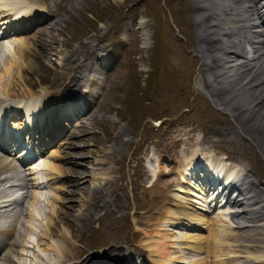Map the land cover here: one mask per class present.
Returning <instances> with one entry per match:
<instances>
[{
	"label": "rangeland",
	"instance_id": "obj_1",
	"mask_svg": "<svg viewBox=\"0 0 264 264\" xmlns=\"http://www.w3.org/2000/svg\"><path fill=\"white\" fill-rule=\"evenodd\" d=\"M38 2L46 5L47 14L32 27L28 24L31 28L25 31V34L35 35L34 51L40 52L42 58L39 60L40 64H36L27 74L29 80L35 83V89L43 86L51 92L58 91L60 104H65L72 98V101L80 105L78 107L85 109L84 113L72 121L59 138L48 146V154L53 152L61 157L71 158L58 161L59 164L76 170L75 173H68L62 177L65 186L68 185L66 182L69 176L76 174L80 178L79 182L88 187L86 191L77 189L74 193L71 190L75 188L65 187L69 190L63 205V210L67 214L62 215L64 222L75 230L71 242L81 259L89 254L98 255L109 248L121 251L127 257L135 256L134 262L143 259L144 264H154L151 262L150 252L142 245L143 239L148 238L146 232L153 227L157 219H160V214L156 216L151 214L152 200L158 194L159 185L163 183L162 187L167 183L171 196L169 202H175L174 193L180 188L179 178L174 179L172 176V179L169 173L172 175L177 169V160L182 152L189 154L190 151L197 149L199 152L202 149L210 150L242 168V178L249 171L251 176L249 179L257 181L259 187L264 190V144L263 136L260 134L262 129L260 131L257 129L260 121L254 119L249 122V116L241 110L237 101L233 104L217 102V97L223 99L222 90L227 85L222 84L225 75H218L217 70L222 68L221 65H217L218 58L211 57L214 52L212 44L217 41L212 40L207 29L210 20L201 21L198 17L203 7L200 0H38ZM196 5L200 7L197 9ZM239 5L243 6L241 3ZM238 12L241 13V10L238 9ZM243 14V22H254L253 19L251 21L245 17L250 13ZM217 16L219 15L214 14L212 18ZM227 18L225 14L224 20ZM27 22L26 20L25 23ZM231 26L235 29L232 27L228 37L233 41V50L251 56L252 47L244 41L243 35L244 39L241 37L236 24ZM42 28V33L34 34ZM198 29L203 31V40L198 39ZM223 35L219 34V38ZM12 37L5 35L0 40L3 44L13 45ZM202 49L205 50L204 53L201 52ZM100 51L103 58L98 59ZM202 54H206L205 57ZM71 55L76 57L74 58L76 64L74 63L72 68H66L64 63ZM7 61L8 55L2 54L0 69ZM237 66L233 72H236ZM72 74H75L72 78L74 80L68 78ZM68 80L71 82L65 86ZM77 83L81 85L78 92L67 95L68 89L74 88ZM152 83L156 85L153 89ZM245 89L247 88L241 89L243 92L240 93H244ZM230 97L239 98L240 95L235 93ZM261 105L263 103H260ZM130 106L133 110L134 106L138 107L136 115L140 116L139 119L130 114ZM45 157L39 154L35 160L40 162ZM150 157L154 158V161L149 162L146 167L145 159ZM9 158L12 162L16 161L13 155H9ZM157 159H161L163 165L165 164L159 176L156 175L155 167ZM30 172L32 170L30 171L28 166L22 168V174L23 176L26 174L24 177L28 179L26 181L30 187L28 193L36 190L31 184V178L40 176L39 172L33 175ZM7 173L12 174L11 171H3L2 174L0 172V176ZM156 178H159L160 184L153 188L151 184ZM5 188L7 189V186L0 185V192L13 194L17 191V186L9 187L8 191ZM39 192L44 200L38 204V214L34 212L33 215L20 216L19 220L30 226L28 231L30 234L25 239L18 240L19 244L13 250L15 263L12 264H46L41 258H37V262L35 257L33 258L48 211L45 199L49 194L47 187L39 189ZM184 195L189 197L187 205L190 207L191 199L195 198L188 193ZM95 198L98 200V209L87 217L85 215L80 226L81 223L79 222L80 225L76 223L75 216L81 212V202L84 200L87 202V199L92 202ZM28 202L32 204V199L21 200L18 206L20 204L26 206ZM178 203L184 201H178L176 204ZM227 207L234 209L229 204ZM214 209L216 212L208 213L210 220L220 216L216 207ZM222 218L218 223L226 225L225 229L229 231L222 232L225 243L221 244L222 246H219L221 249L217 251L220 252L218 259L222 260L219 259L221 264H225L223 261H227L226 264H264V231L259 236L260 241L249 242L242 234H248L250 227H236L237 219L231 218L229 212ZM263 221L264 219L259 221V224L261 222L263 224ZM158 227L155 225L153 228L156 230ZM261 227L264 229V224ZM172 229L182 232V226H174ZM193 231L203 233L204 238L185 243L199 247L198 256L202 258L199 262L217 264L213 246L206 238L208 231L201 229ZM231 231L239 235L226 238V234H230ZM11 238H14V234ZM20 243L26 244L24 256L20 255L24 246ZM208 251H211L210 255ZM49 252H45L47 258L56 260L57 255ZM260 254L262 257L257 259ZM154 260L156 262V258ZM70 263L74 262L68 264Z\"/></svg>",
	"mask_w": 264,
	"mask_h": 264
},
{
	"label": "bare ground",
	"instance_id": "obj_2",
	"mask_svg": "<svg viewBox=\"0 0 264 264\" xmlns=\"http://www.w3.org/2000/svg\"><path fill=\"white\" fill-rule=\"evenodd\" d=\"M200 1L202 2L201 6L203 5L200 12H202L203 15L199 19L201 21L210 20L207 29L212 40L217 41L215 44H212V51L214 52L211 57L219 59L217 65H221L222 68L221 70H217L218 75H225L222 84L227 85L225 89L228 88L225 92V89L222 90L224 97L223 99L217 97V102L223 104L225 101L229 104H233L237 101L241 110H244V113L249 116V122L254 119L258 122L260 121V124H258L259 128L257 127V129H259V131L262 129L260 134L263 136L262 144H264V0H231V2L229 0ZM260 2H262L261 7ZM239 3L243 4V6L241 5L240 7ZM230 5H232L233 8H231ZM196 6L197 9L200 7V5ZM238 9L241 10V13L238 12ZM242 10L245 11L242 12ZM245 12L250 13L245 17L250 20L253 19V23L243 22L242 16ZM209 13H211L210 16ZM46 14V5L39 3L38 0H0V27L2 26V29H7L8 33L5 35L13 36V45H10V43L3 44L2 40H0V52L6 51L8 55V61L4 63L0 69V127H4L6 131L4 133L0 131V139L4 141L3 144H0V172L1 174L3 171H11L12 173L0 176V185L7 186V189L5 188L7 191L9 187L17 186L16 193L7 194L5 192H0V264L15 263L13 258L14 247L19 244L18 240L21 241L30 234L28 233L30 226L19 220L20 216L23 214L25 216L33 215L34 212L35 214H38V204L41 200L43 203L44 200L43 195H40L39 189H43V187H47V191L49 192L45 197L48 211L46 212L43 221L44 230L40 234V237L38 236L37 244L35 246L36 249L33 252L35 262L41 258L46 264H68L69 262H74L70 264H118L120 262H124L123 264H126V262L127 264H144L142 262L144 261L143 259L134 262L135 256L127 257V255L124 256L121 251L111 250L109 248L107 251L99 253L98 255L89 254L82 259L74 250L75 245L71 242V238L74 237L75 230H72L71 226L64 222L62 217V215L67 214L66 211L63 210V205L65 202V195L66 193H69V190H66L65 187L75 188L71 190L72 193L77 189H83V191H86L88 187L79 182L80 178L76 174L75 176H69V179L66 182L68 185L65 186L62 177L67 176L68 173L73 174L76 170L59 164L58 161L69 160L71 158L61 157L57 153L53 154V152L48 154V146L53 141H56L64 129L68 128V125L72 121L78 119L80 115L84 113L85 109L78 107L80 105L72 101V98H70L65 105L60 104L61 102L58 100V91L51 92L47 87L44 88L43 86L39 89H35V83L29 80L30 77L27 74L30 70H33L36 64H40L39 60H41L42 55L40 52L34 51L35 35H27L25 34V31H28L31 28L29 25L34 23L37 24L44 19L43 17ZM214 14L219 16H217V18H212ZM225 14L228 16V18L225 19L226 22L224 20ZM232 15H236L239 18L237 19L236 16L232 17ZM250 16H252V18H250ZM26 20L28 21L27 23H25ZM232 24H236V28L241 36L246 29L250 30L252 27V35H248V39L251 41L249 44L252 47L251 56L242 55V52L239 53L238 51L233 50V41L228 37V34L232 31ZM234 29L235 28L233 27V30ZM199 30L200 29H198V31ZM42 32L43 28L39 31H35L34 34H40ZM202 32L203 31L198 32L199 40H203L204 38ZM206 34L208 35V33ZM219 34L227 36L225 37L223 35L219 38ZM243 36L245 37L246 35ZM7 50H9L10 53ZM204 51V49L201 50L202 53H204ZM98 54V59L103 58V53L101 51ZM243 54L245 53L243 52ZM205 55L206 54H202L203 57H205ZM30 56H32V58H30ZM74 58L76 59V57H72V55L70 59L65 58L67 60V62L64 63L66 68H72V66H74V63L76 62ZM235 66H237L235 69L236 72H233ZM74 70L76 69L74 68ZM231 76L234 77L231 78ZM74 77L75 74H72L68 78L74 80L72 79ZM71 80H68V83L65 86H67ZM80 84L77 83L74 88H69L67 95H74L77 93L81 88ZM243 88L247 89H245L244 93H240L243 92L240 91ZM216 89L217 88H215V90ZM235 93L237 95L239 94L240 97H230ZM260 103H263V105L260 106ZM19 109H23V112ZM247 115L245 116L247 117ZM236 127H238V125ZM20 128L22 130H20ZM11 129H13L12 133H16L17 135L22 133L23 139L28 145L27 151H24L23 149L22 151H19L21 149L17 147V143L8 139L9 137H7L6 134L11 135ZM173 136L174 135H172V137ZM185 140L186 139H184V141ZM256 141L258 142V140ZM6 147H8V151L6 150ZM13 150L19 152V157H21V160L25 165L28 164V169L30 171L32 170L30 174L33 175L35 172L40 173V176H33L31 178V184L36 189L35 191L31 190V193H28L30 187L26 181L28 179H25L26 174L24 175L25 177L22 174V168H25V166L21 167L17 160L16 163V161L12 162L9 158V155L11 154L9 151L12 152ZM199 151L198 149L193 150L190 151L189 154H184V152H182L180 158L177 160V169L175 172H172V175L169 173L170 178H172V176L174 179L179 178L178 183L180 188L179 191L174 193L175 202H169V198L171 197L168 193V188H170L168 187L169 184L165 183L164 186L161 187L163 183L159 185V178H156L151 184L153 188H156L159 185L158 194L155 196V199L152 200L153 210L151 213L155 216L160 214V219H157L158 221L154 222L155 224L153 225V227L155 225H158L159 227L156 228V230L152 227L146 232L148 238H142L144 240L142 245L146 247V251L148 250L150 252L152 257L151 262L153 261L154 264H204V261L199 262V259H202L198 256L200 255L199 247L185 243L194 239L204 238L203 233L193 231V229L208 231L206 238L213 246L214 257H217L216 259L218 262L216 263L221 264L222 260L220 258L221 261L218 259V254H220V252L217 253V251L221 249L219 246L225 243H223L225 238H223L224 236H222V232L224 230L225 232H228L229 230L225 229V227H227L226 225L218 222L223 219L222 217L227 212H229L231 218L237 219V221L235 220L238 225L236 227H250L249 231H247L248 234H242L246 240L249 242H258L260 241L259 239H261L259 236L262 234V231H264L261 225L264 223L261 224V222L259 224V221L264 219V190L259 187L257 181L249 179V177H251L249 171L246 172L248 174L245 173V177L241 180L240 178L242 177L243 169L237 164L230 163L229 159L217 156L210 150L204 151L202 149L201 152ZM39 153L42 156H46L40 162L37 160L33 161L26 159L27 157L31 158L33 155ZM164 165L161 159H157V165L155 166L157 169V176L163 171ZM72 177H74L73 181L69 184ZM11 181H15L16 183L13 184ZM170 182L171 181L169 180V183ZM184 192L195 198L191 199L192 203L189 204L190 207L187 205L189 197H185ZM28 198L32 199V204L28 202L29 204L26 206H20V204V207H17L19 201L28 200ZM89 200L90 199H87V202H84L86 200L81 202V212L75 216L76 223L78 224L80 222V226L83 224L81 221H83L84 216L86 215L87 217L90 214H93V211L98 206V200H96V198L92 199V202ZM178 201H184V203L176 204ZM228 204L234 209H231V207L228 208ZM176 205H178L177 208L173 207ZM219 205L220 207H225L227 209L221 210ZM214 207L219 211L220 216L216 219L212 218L210 220L208 218V213L216 212ZM11 211L13 212L12 215L10 214L11 219H2L5 213L7 215V212ZM59 224L62 226L60 227ZM174 226H182V232L173 231L172 227ZM11 232L14 233V238L9 237L8 234ZM238 235L239 233H232L231 231V233L226 234L225 237L227 238V236L231 237ZM20 245H24L22 248L23 250L20 251V255L24 256L26 255L24 252L26 244L20 243ZM47 251L57 255V259H48L45 254ZM210 252L211 251L207 252L208 255H210ZM188 254H190V256ZM191 255L198 258H191ZM261 255L262 254L258 255L257 259H260L259 257H262ZM155 258L156 262L154 260ZM22 259L23 258L21 257L20 260L22 261ZM207 260L209 259H206V261ZM230 260L232 259L230 258ZM21 261L20 263H22ZM223 262L225 264L227 263V261Z\"/></svg>",
	"mask_w": 264,
	"mask_h": 264
},
{
	"label": "trees",
	"instance_id": "obj_3",
	"mask_svg": "<svg viewBox=\"0 0 264 264\" xmlns=\"http://www.w3.org/2000/svg\"><path fill=\"white\" fill-rule=\"evenodd\" d=\"M152 86H153V87H152V89H153V88H155L156 85H155L154 83H152ZM139 99H140V97H139ZM140 100H141V99H140ZM141 101H142V100H141ZM133 105H134V102H133ZM133 105H132V106H133ZM132 106H130V108H129L130 114H133V117H136L137 119H139L140 116H139V115H136V111H137V108H138V107H137V106H134V110H133V109H132Z\"/></svg>",
	"mask_w": 264,
	"mask_h": 264
}]
</instances>
